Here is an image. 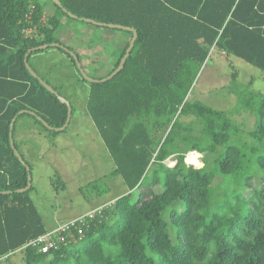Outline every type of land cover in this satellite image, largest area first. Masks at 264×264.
Returning <instances> with one entry per match:
<instances>
[{"label":"trees","instance_id":"16d2710c","mask_svg":"<svg viewBox=\"0 0 264 264\" xmlns=\"http://www.w3.org/2000/svg\"><path fill=\"white\" fill-rule=\"evenodd\" d=\"M49 1L51 13L44 0H0V263L19 256L16 264H264V93L233 72L222 89L233 97L231 108L191 98L213 51L264 74V0ZM63 17L136 31L117 74L98 82L80 75L88 83L87 112L125 191L94 214L81 237L71 228L74 236L61 233L57 248L43 253L23 247L48 225L29 196L32 186L17 191L27 172L8 129L19 110L35 113L19 114L13 124L18 150L14 130L22 115L52 133L36 116L51 127L66 119V105L23 61L28 49L58 42L81 62L84 56L57 35ZM124 31L109 71L87 75L100 79L118 65L132 35ZM240 111L252 117L250 126L235 118ZM188 152L200 155L204 167L186 165ZM168 157L172 166L164 163Z\"/></svg>","mask_w":264,"mask_h":264},{"label":"rangeland","instance_id":"374dc122","mask_svg":"<svg viewBox=\"0 0 264 264\" xmlns=\"http://www.w3.org/2000/svg\"><path fill=\"white\" fill-rule=\"evenodd\" d=\"M44 1L46 12H53L54 7L50 1ZM57 35L65 38V44L74 48L81 46L85 50L84 61L91 66L83 68L86 73L97 77L109 71L113 63L111 51L117 45L122 47L128 34L121 29L94 26L89 22L63 17ZM46 49L43 53L47 57L39 59L44 64L45 73L36 67L39 56L29 57L28 62L34 71L41 74L43 79L71 103L73 108L70 121L64 130L52 133L35 123L33 117L24 114L16 123L14 140L18 150L30 164L31 200L46 225L54 221L59 225L63 219L82 213L99 203L102 207L109 204L111 201L107 200L122 194L125 187L121 177L112 174L114 162L87 112L88 83L81 80L75 66L68 67L70 71L75 70V75H71L66 67L68 65L62 66L60 61L54 63L60 50L56 47ZM211 57L192 90L191 98L231 108L234 104L233 97L226 96L227 92L222 94V89L225 91L233 72H236L241 84L245 85L251 79V89L264 93V74L259 69L239 58H226L221 52L213 51ZM235 118L248 126L252 123V117L241 111ZM186 155L188 153L184 160H187ZM174 162V157L164 160L168 166H172ZM133 196L136 197V191ZM13 258V262L8 264L20 261L19 256Z\"/></svg>","mask_w":264,"mask_h":264},{"label":"water","instance_id":"95a60500","mask_svg":"<svg viewBox=\"0 0 264 264\" xmlns=\"http://www.w3.org/2000/svg\"><path fill=\"white\" fill-rule=\"evenodd\" d=\"M54 4L58 5V6H61L60 5V2L58 0H51ZM64 9V8H63ZM68 15L70 17H74V15H72L71 13L68 12ZM86 22H89V23H93V24H99L98 22L96 21H93V20H90V19H85ZM107 27L109 28H120V29H123V30H127V31H130L132 33L131 35V38L129 40V44L128 46L126 47L125 49V52L123 54V56L121 57L118 65L108 74L106 75L105 77H102L100 79H97V78H93L89 75H87L85 73V71L83 70L82 68V65H81V62L78 60V57L77 55L72 52V51H69L64 45L58 43V42H52V43H44V44H41V45H38L36 47H32L30 49H28L25 54H24V58H23V61H24V65L26 67V69L29 71V73L31 75H33L34 77L38 78L39 82L50 92L54 93L57 98L59 99L60 102L64 103L67 107V113H66V119L63 123L62 126L60 127H51L49 126L44 120H42V118L40 116H36V119L41 121V123L47 127L48 129H53L55 131H61V130H64L69 121H70V117H71V111H72V107H71V104L70 102L65 99L63 96L59 95L57 93L56 90L53 89V87L51 85H49L48 83H46L43 79H41L36 73L35 71L30 67L28 61H27V58L29 56V54L33 51H36V50H41V49H46L48 47H59L60 49H63L64 51H67L70 56L73 58L74 62H75V66L78 70V72L80 73L81 77L86 80L87 82H98V81H105V80H108L110 79L111 77H113L115 74H117L124 66V63H125V60H126V57L128 56V54L130 53L132 47H133V43H134V40L136 38V31L134 28L132 27H128V26H121V25H117V24H106ZM23 113H29L30 115H33L35 116V113L33 111H28V110H19L10 120V123H9V129H8V138H9V145L14 153V155L17 157V159L25 166V169H26V172H27V182H26V185L22 188H19L17 189L18 192H22V191H26L30 188L31 186V174H30V169H29V166L25 163V161L23 160L22 156L20 155L19 151L15 148L14 146V143H13V139H12V129H13V124L17 118V116L19 114H23ZM4 192H9V191H4Z\"/></svg>","mask_w":264,"mask_h":264},{"label":"built area","instance_id":"2783aa9c","mask_svg":"<svg viewBox=\"0 0 264 264\" xmlns=\"http://www.w3.org/2000/svg\"><path fill=\"white\" fill-rule=\"evenodd\" d=\"M102 206L95 207L84 214H81L77 217H73L54 228H50L44 233L38 235L37 237L29 240L23 247L31 246L37 248L40 252H47L51 248H57L59 241L64 239L61 233L67 232L71 236H74L72 229H76V233L81 237L83 235V227L88 226V221L94 216L95 213H99Z\"/></svg>","mask_w":264,"mask_h":264},{"label":"crops","instance_id":"0c3cea01","mask_svg":"<svg viewBox=\"0 0 264 264\" xmlns=\"http://www.w3.org/2000/svg\"><path fill=\"white\" fill-rule=\"evenodd\" d=\"M58 37H59V39L61 40V41H65V38H63V36H61V35H58ZM74 48V47H73ZM80 55H84L86 52H84L85 50L83 49H81V46H80V48H76V46H75V48H74ZM81 49V50H80ZM46 52H49V50H47ZM61 52V51H60ZM47 54V53H46ZM39 56V58H38V60L36 61V67H38L39 69H40V71L42 72V73H45V68H44V64H42L41 62H40V60L39 59H42V58H44V57H47V55H44V53H43V51L42 52H38V53H35V54H32L31 56H30V58H37ZM56 56H57V58H55L56 60L54 61V63H58V61H60L59 63L63 66V65H68V66H66L67 67V69L70 71V69L68 68L69 66H71L70 65V63H69V61H68V59H67V57H66V55H65V53H63V52H61V53H57L56 54ZM51 57V56H50ZM81 64L83 65V67H89V66H91V65H89V64H87V63H85V61H84V58H82L81 59ZM64 66V67H65ZM71 72V75H75V70H72V71H70ZM39 74V73H38ZM41 75V74H40ZM36 132V131H35ZM30 133L31 132H29L28 134L30 135ZM112 200V199H111ZM111 200H107V201H111ZM107 201H105V202H107ZM103 204V203H102ZM99 205H101V203H99V204H97V205H95L96 207L97 206H99ZM95 206H93V207H95ZM93 207H91V208H88L87 210H84L82 213H78V214H76V215H73V216H69V217H67V218H65V219H63L62 221L63 222H65L66 220H68V219H71V218H73V217H77V216H79V215H81V214H84L85 212H87L88 210H90V209H93ZM61 221V222H62ZM55 226H57L56 224H55V221L53 222V223H51V224H49L48 225V229H50V228H53V227H55Z\"/></svg>","mask_w":264,"mask_h":264},{"label":"clouds","instance_id":"9594fccd","mask_svg":"<svg viewBox=\"0 0 264 264\" xmlns=\"http://www.w3.org/2000/svg\"><path fill=\"white\" fill-rule=\"evenodd\" d=\"M187 157H188V155H186V158ZM195 159H196V163H192V164H188V162L186 160V165H190L197 170H199V168L204 167V161L199 156H197Z\"/></svg>","mask_w":264,"mask_h":264},{"label":"bare ground","instance_id":"6f19581e","mask_svg":"<svg viewBox=\"0 0 264 264\" xmlns=\"http://www.w3.org/2000/svg\"><path fill=\"white\" fill-rule=\"evenodd\" d=\"M196 154L197 153H195V152H188V157L185 158V159H187V162L189 164L196 163V159H195L196 158Z\"/></svg>","mask_w":264,"mask_h":264}]
</instances>
